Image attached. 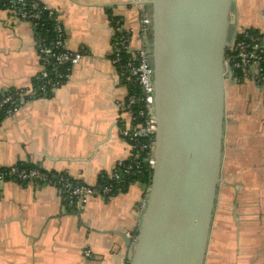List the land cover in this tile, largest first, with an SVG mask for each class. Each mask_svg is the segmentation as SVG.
I'll list each match as a JSON object with an SVG mask.
<instances>
[{"label": "crops", "instance_id": "0c3cea01", "mask_svg": "<svg viewBox=\"0 0 264 264\" xmlns=\"http://www.w3.org/2000/svg\"><path fill=\"white\" fill-rule=\"evenodd\" d=\"M39 1L57 13L66 48L84 56L50 98L32 100L0 123V169L32 164L96 186L130 157L118 107L128 89L111 59L110 15L139 48L146 12L138 0ZM236 6L238 33L258 34L264 51V0H236ZM41 70L32 25L0 9V93H32ZM256 76L250 66L237 73L244 82L227 83L205 264H264V83ZM145 199L146 189L135 184L111 198H91L79 211L67 207L56 187L0 182V264H128L129 249L116 232L136 237Z\"/></svg>", "mask_w": 264, "mask_h": 264}, {"label": "water", "instance_id": "95a60500", "mask_svg": "<svg viewBox=\"0 0 264 264\" xmlns=\"http://www.w3.org/2000/svg\"><path fill=\"white\" fill-rule=\"evenodd\" d=\"M142 6L151 20L144 42L155 95L156 163L136 237L116 233L129 249L128 264H205L226 87L239 80V70L226 64L238 35L236 0H145Z\"/></svg>", "mask_w": 264, "mask_h": 264}, {"label": "built area", "instance_id": "2783aa9c", "mask_svg": "<svg viewBox=\"0 0 264 264\" xmlns=\"http://www.w3.org/2000/svg\"><path fill=\"white\" fill-rule=\"evenodd\" d=\"M142 5L145 0H138ZM2 3V0H0ZM6 10L13 12L20 20L32 25L36 36V52L42 64L40 77L46 82L41 87L45 93L47 85L54 86L53 91L66 84L72 70L81 62L84 52H71L66 48V32L55 10L41 5L35 0H9ZM53 21L52 31L55 41L50 45L48 37L39 34L45 21ZM151 20L145 16L142 19V32L149 33ZM243 38L239 39V36ZM111 59L119 69L120 81L123 86L133 85L142 91V96L129 94L118 102L123 118L120 122V135L126 143L130 157L117 163L114 171L108 173L107 183L99 186H89L70 180L66 175L56 172H41L39 170H19L15 166L9 172L0 171V182L15 180L21 183L36 182L44 186L56 187L61 193L68 208L81 210L91 198H111L114 195V183L118 184L125 176L139 174L140 159L144 158L147 166L153 171L156 163V131L157 119L151 112L155 105L154 88L152 84V67L147 47L142 39L139 48L132 47V34L119 21L114 32ZM132 53L126 65H121L122 55ZM226 64L238 70H246L250 66L257 69L256 80L264 83V51L262 38L251 31L238 33L233 48L227 52ZM34 92L19 94L14 108L9 114L17 112L22 106L31 102ZM35 100V99H34ZM14 103L12 97L0 101V109L6 104ZM141 105V109L137 108ZM142 138H146L145 141ZM114 182V183H113ZM146 189V193L148 191ZM145 204V201L143 205ZM89 256L90 253L86 252Z\"/></svg>", "mask_w": 264, "mask_h": 264}, {"label": "trees", "instance_id": "16d2710c", "mask_svg": "<svg viewBox=\"0 0 264 264\" xmlns=\"http://www.w3.org/2000/svg\"><path fill=\"white\" fill-rule=\"evenodd\" d=\"M8 1L9 0H2V3H0V9H6L9 6ZM35 1H37L41 5H44L39 0H35ZM119 21H121V19H119L118 17H115L113 15H110V24L113 28V32H115V29L117 28V24ZM52 27H53V21H50V20L45 21L44 27L40 28L38 31L40 35L48 37V42L50 45L55 41V35L52 31ZM241 38H243V37L240 35L239 39H241ZM115 41H116V37L113 36V42H115ZM131 56H132V53H128V54H127V52L124 53L122 55L123 59L121 61V65H126L128 60L131 58ZM240 71L241 70H239L238 72H240ZM45 83L46 82L40 76H38V78L35 79V81H34V90H33L34 95L31 96L29 99L34 100V99H39V98H50L53 95L54 86L52 84L47 85L46 91L44 93V92H42L41 87L43 85H45ZM123 85H125V84H123ZM125 87L128 89L129 94H132V95L136 94L138 97L142 96V91L139 88H137L133 85H127ZM21 93H23V92H21V91L20 92L19 91H8L5 93H0V101H3L7 97H12L14 100V103L6 104L4 107H2L0 109V123L8 115H10L9 111H11L14 108L15 101L18 100L19 94H21ZM140 109H141V105H139L137 110H140ZM142 140L145 141L146 138H142ZM139 161L141 164V171L139 174H133L131 176H125L124 178H122L121 182L118 184L117 183L115 184L113 182L114 188H115L114 195H117L119 193H124L125 191L128 190V188L131 185L139 184V185L143 186L145 189H147V187L150 186L153 171L149 169V167L147 166V162H145L144 158H141ZM15 167L19 170H25V171L39 170L41 172H45L40 167H38L36 165H32V164H18ZM0 171L1 172H9V169L4 168V169H0ZM67 177L74 182H80L82 184H85L79 180L71 179L69 176H67ZM107 179H109V181H110V178L108 177V175L103 174L101 176V178L99 179V182L97 185L101 186L104 183L109 182V181H107Z\"/></svg>", "mask_w": 264, "mask_h": 264}]
</instances>
